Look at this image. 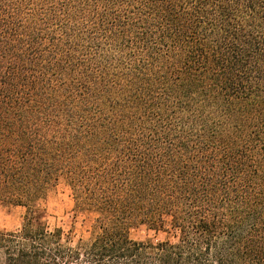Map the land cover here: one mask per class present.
I'll use <instances>...</instances> for the list:
<instances>
[{
  "label": "trees",
  "instance_id": "16d2710c",
  "mask_svg": "<svg viewBox=\"0 0 264 264\" xmlns=\"http://www.w3.org/2000/svg\"><path fill=\"white\" fill-rule=\"evenodd\" d=\"M0 206V264H264V0H0Z\"/></svg>",
  "mask_w": 264,
  "mask_h": 264
},
{
  "label": "rangeland",
  "instance_id": "374dc122",
  "mask_svg": "<svg viewBox=\"0 0 264 264\" xmlns=\"http://www.w3.org/2000/svg\"><path fill=\"white\" fill-rule=\"evenodd\" d=\"M45 221L49 229H60L72 242L87 240L94 232L93 224L96 215L78 209L73 201L69 189L59 184L49 192L45 204ZM25 210L0 206V232H10L18 229L22 222ZM128 236L135 242L163 241L167 238L164 233H156L147 227L138 225L129 230Z\"/></svg>",
  "mask_w": 264,
  "mask_h": 264
}]
</instances>
